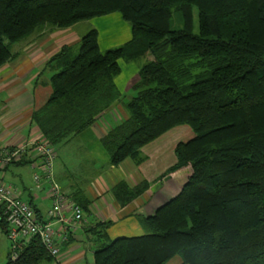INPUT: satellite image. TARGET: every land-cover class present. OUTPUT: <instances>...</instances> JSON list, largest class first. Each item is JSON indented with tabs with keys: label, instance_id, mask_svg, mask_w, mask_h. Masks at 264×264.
<instances>
[{
	"label": "trees",
	"instance_id": "1",
	"mask_svg": "<svg viewBox=\"0 0 264 264\" xmlns=\"http://www.w3.org/2000/svg\"><path fill=\"white\" fill-rule=\"evenodd\" d=\"M114 14L131 28L127 44L102 51L90 28L48 62L51 94L31 115L41 139L55 151L90 130L121 100V61L141 59L128 115L100 140L110 165H140L143 147L179 126L193 138L158 179L189 169L184 185L140 216L144 235L102 234L94 264H264V0H0V68L33 35ZM147 189L122 181L112 195L125 207ZM79 195L67 197L87 211ZM0 230L8 236L1 208ZM51 260L33 238L5 264Z\"/></svg>",
	"mask_w": 264,
	"mask_h": 264
},
{
	"label": "crops",
	"instance_id": "2",
	"mask_svg": "<svg viewBox=\"0 0 264 264\" xmlns=\"http://www.w3.org/2000/svg\"><path fill=\"white\" fill-rule=\"evenodd\" d=\"M111 17L115 18L116 21L113 23L115 25L121 23L119 20L123 22L118 14L103 18L110 21ZM96 21L97 19L92 20L88 24L99 33ZM79 26L66 30L47 29L11 47L15 57L0 68V146L20 147L41 139L38 128L31 122V115L34 110L43 106L51 94L49 80L52 73L47 69V64L59 52L61 47L78 43L80 35L77 33V27ZM111 26L106 22L108 32L111 31ZM100 38L99 33V45ZM130 40L131 28L130 34L124 36L116 30L107 37L110 44L108 46H111L108 48L121 47ZM136 75L129 79L123 78L124 85L120 84L122 86L121 90L117 84L121 94L131 91ZM108 119L111 121L112 118L108 116ZM113 121L115 122V119ZM109 128L108 121L104 122L101 119L90 130L81 135H88L98 142L101 147L100 140ZM180 134L183 136L177 137ZM184 138H193L191 129L186 126L176 127L143 147L141 153L144 161L140 165L128 159L119 166L113 167L110 165L108 158V170L97 175L86 187L72 184L67 185V187L60 186L61 190L69 195L71 200H73L74 195L79 193L81 196L79 195L78 199L86 200L88 203L87 211L83 210V222L74 230L62 228L59 224L53 225L55 234L59 237L65 236L66 241L61 242L59 246V261L51 260L43 264H94V252L101 244L99 237L102 234H105L109 240L144 235L139 222L140 216H147L152 213L154 210L153 201L162 192L164 193L171 188L169 186L163 189L165 185L158 182V179L175 164L174 159L171 165V140L174 141V153L176 145L181 143ZM34 153V149L28 148L20 160L22 163L20 161V163L15 162L9 165L6 170L0 172V183L2 182L5 186L15 189L20 199L32 206L36 218L45 221L51 201L46 192L47 188L37 190L35 187L33 175L38 170L31 166ZM23 166L30 167L32 171L31 181L34 188L26 187L24 179L15 173L16 169ZM7 176L17 179L20 185L8 181L6 183ZM122 181L126 182L130 188L137 187L145 182L148 184V189L130 204L121 207L112 195V189ZM166 182V184H171V179ZM24 196H26V199H24ZM106 224H108L107 228L103 229ZM0 236L5 239L4 242L0 241V264H5L11 245L1 230Z\"/></svg>",
	"mask_w": 264,
	"mask_h": 264
},
{
	"label": "built area",
	"instance_id": "3",
	"mask_svg": "<svg viewBox=\"0 0 264 264\" xmlns=\"http://www.w3.org/2000/svg\"><path fill=\"white\" fill-rule=\"evenodd\" d=\"M30 147L35 152L31 166L38 170L33 175L35 187L37 190L47 188L46 192L51 204L46 213L47 219L40 221L36 218L31 205L22 201L15 189L0 183V208L8 225L7 239L11 245V259L16 260L19 251L31 239L38 238L52 260L58 262L59 246L61 242L66 241V237L57 236L53 225L59 224L62 228L74 230L83 222L84 213L78 205L69 200L56 183L53 173L55 151L45 140H35L20 147L0 146V172L21 160Z\"/></svg>",
	"mask_w": 264,
	"mask_h": 264
},
{
	"label": "rangeland",
	"instance_id": "4",
	"mask_svg": "<svg viewBox=\"0 0 264 264\" xmlns=\"http://www.w3.org/2000/svg\"><path fill=\"white\" fill-rule=\"evenodd\" d=\"M193 15H194L193 32L196 34L198 30L196 10H194ZM109 20L110 21H107V19L101 18V19H97L96 21L99 27V33L101 35L100 48L102 51H107L109 50L108 47H111L108 46L110 44L107 41V37L111 35L114 31L117 30L118 33H120L122 36L130 34L129 24L119 20V22L121 23L119 25H115L113 24L116 21L114 17H111V19ZM106 22L112 25L110 32L107 31ZM179 27H180V23L178 19L174 17L172 20V29H177ZM90 28L92 27L89 26L88 23H83L82 25L77 27V33L78 35H80V37L84 36L87 33L88 29ZM145 63H146L145 59H141L133 63H127L121 61L120 67L122 73L116 80L120 90L122 89L121 85H124L123 78L126 79H129L131 77L133 78L135 74H137V71L141 69V67ZM136 78H134V80ZM134 95H135L134 91H129L127 93L124 92L121 96V100L117 103V105L112 106L111 109L108 112H106L101 119L104 120V122L108 121V126L110 128L118 125L128 115L125 109V105L131 100V98ZM108 116L112 118L111 121H109ZM114 119L115 122L113 121ZM179 136L182 137L183 135L180 134L177 137ZM188 140H190V138H184V140H181V142H186ZM173 145H174V141L171 140V165L173 163V160L175 159L173 153ZM55 154L56 157L53 163V173H54L55 181L61 187H67V185L70 184L78 185L80 187H86V185L91 183L92 179H94L101 172L103 173L104 171L108 170L109 168L108 157L103 152V148L100 147L98 142H96L94 139H91L88 135L77 136L68 143L55 147ZM15 171L16 174H19L24 179V184L26 187L34 188L32 186V181H31L32 171L29 166H23L19 169H16ZM188 175H190L189 169L177 172V174H175L173 177L170 178L171 184H166L167 183L166 181L168 180L162 182V184L165 185L163 189L165 187L170 186L171 191H173L176 188L178 189L182 187L186 182ZM6 181L14 184H19L17 179H13L8 176L6 177L5 182ZM24 199H26V196H24ZM143 233H145L144 230ZM4 240H5L4 237L0 236V241L4 242Z\"/></svg>",
	"mask_w": 264,
	"mask_h": 264
}]
</instances>
